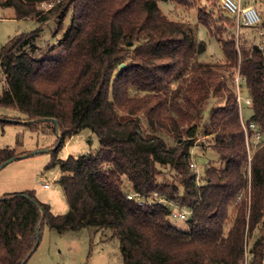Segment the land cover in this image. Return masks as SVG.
I'll use <instances>...</instances> for the list:
<instances>
[{"label":"trees","instance_id":"obj_1","mask_svg":"<svg viewBox=\"0 0 264 264\" xmlns=\"http://www.w3.org/2000/svg\"><path fill=\"white\" fill-rule=\"evenodd\" d=\"M43 1L53 6L42 9ZM159 1L0 0L16 18L39 22L0 47V106L16 107L31 124H54L53 164L69 205L55 213L30 189L0 196V264H26L44 225L110 229L124 264H264V44L240 42L234 16L198 6V22L224 53L203 60L208 42L199 39L198 23L168 16ZM50 20L54 40L42 42ZM247 28L264 43V14ZM235 69L253 102L247 121ZM83 128L98 135L99 148L59 158L57 150ZM201 135L210 136L204 146ZM197 145L209 156L199 181L190 169ZM19 155L0 148V165ZM110 173L143 195L192 207L190 230L173 225L168 202L129 199Z\"/></svg>","mask_w":264,"mask_h":264},{"label":"rangeland","instance_id":"obj_2","mask_svg":"<svg viewBox=\"0 0 264 264\" xmlns=\"http://www.w3.org/2000/svg\"><path fill=\"white\" fill-rule=\"evenodd\" d=\"M195 2L193 7L163 0L159 1V5L164 13L174 19H186L198 23L199 39L208 42V49L200 55L201 59L222 60L224 53L220 42L209 35L206 26L198 22L197 13L198 6L214 5L215 8H222L220 0H195ZM249 2L257 6L261 14H264V9H262L264 0H250ZM243 4L249 5L245 4L244 0ZM69 23L70 17L66 21V26ZM38 25L39 22L34 19L16 18L12 7L0 6V47L8 41L10 36L34 30ZM56 28L54 21H48L43 27L42 42L54 40L53 31ZM234 31L237 36L241 35L240 42L246 40L249 45L264 44L262 36L256 34V30L245 26L240 27L235 22ZM4 85L3 75L0 73V94L3 93ZM243 96L249 97L246 91L243 92ZM241 112L242 117L247 121L253 109L243 102ZM23 117L24 114L16 107L0 106V148H15L17 152L22 153L18 158L0 168V196L30 189L40 201L48 203L55 213H66L69 205L59 182L60 165L53 164V149L59 144L54 124L46 120L31 124ZM3 119L19 122H7ZM165 139L169 145L174 143L169 136ZM209 140L210 136L201 135L197 143L204 146ZM99 145L98 135L90 128H83L68 137L56 154L59 158H66L70 154L78 156L95 152ZM200 147L197 145L193 148V159L197 162L201 172V164L205 163L209 156L201 154ZM210 149L208 147V150ZM109 176L116 179L112 173ZM46 183L50 186L46 187ZM178 211L179 209L174 208V212ZM171 221L179 229L188 231L191 228L188 218L172 215ZM255 232L257 230H254ZM26 264H124V261L119 238L118 236L112 237L110 229L82 228L60 232L44 225L39 244Z\"/></svg>","mask_w":264,"mask_h":264},{"label":"built area","instance_id":"obj_3","mask_svg":"<svg viewBox=\"0 0 264 264\" xmlns=\"http://www.w3.org/2000/svg\"><path fill=\"white\" fill-rule=\"evenodd\" d=\"M220 4L222 9L228 14L234 16L235 22L238 26L242 27H253L261 22L262 14L261 11L257 8V6L249 4L244 5L242 0H220ZM53 6V2L43 1L39 4V7L42 9H49ZM234 82L235 89L237 94V99L240 105L245 102V104L252 107L253 102L250 97L245 98L243 96V83L245 82V76L239 71V69L234 70ZM242 115V112H241ZM244 119V118H243ZM246 125V124H245ZM251 127H254V124L251 123ZM257 139L260 138V135H257ZM249 139V138H248ZM194 151L192 150V156L190 161V169L196 173V179L199 181L201 172L198 169L197 162L193 159ZM116 180L123 186L127 193V197L131 200L136 201L140 205H145L147 203L152 202H168L173 207L172 215H179L181 218H188L192 213V207L187 205H181L173 201L166 200L162 196L158 195V193H152L149 196L143 195L139 193L133 186V183L129 180H120L118 177ZM46 187H49L50 184L46 183ZM174 208L179 209L178 212H174Z\"/></svg>","mask_w":264,"mask_h":264},{"label":"water","instance_id":"obj_4","mask_svg":"<svg viewBox=\"0 0 264 264\" xmlns=\"http://www.w3.org/2000/svg\"><path fill=\"white\" fill-rule=\"evenodd\" d=\"M122 66H124V64H122ZM27 121L30 122L31 120H27ZM16 158H18V156L11 157L10 159L2 163L0 165V168L4 167L6 164H8L9 162L13 161ZM39 232H40V227L37 229V234H39ZM37 245L35 246L34 250L36 249ZM22 264H25V261Z\"/></svg>","mask_w":264,"mask_h":264},{"label":"crops","instance_id":"obj_5","mask_svg":"<svg viewBox=\"0 0 264 264\" xmlns=\"http://www.w3.org/2000/svg\"><path fill=\"white\" fill-rule=\"evenodd\" d=\"M242 1H243V0H242ZM249 1H250V0H244V3H245V4H252V3H250ZM252 5H253V4H252ZM262 9H264V7H262ZM4 87H5V85H4ZM26 121H27V120H26Z\"/></svg>","mask_w":264,"mask_h":264}]
</instances>
